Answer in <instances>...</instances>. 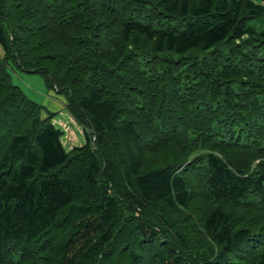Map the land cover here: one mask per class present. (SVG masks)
I'll list each match as a JSON object with an SVG mask.
<instances>
[{
    "label": "trees",
    "instance_id": "obj_1",
    "mask_svg": "<svg viewBox=\"0 0 264 264\" xmlns=\"http://www.w3.org/2000/svg\"><path fill=\"white\" fill-rule=\"evenodd\" d=\"M0 46V264H264V0H0Z\"/></svg>",
    "mask_w": 264,
    "mask_h": 264
},
{
    "label": "rangeland",
    "instance_id": "obj_2",
    "mask_svg": "<svg viewBox=\"0 0 264 264\" xmlns=\"http://www.w3.org/2000/svg\"><path fill=\"white\" fill-rule=\"evenodd\" d=\"M0 51L2 52L1 46ZM12 74L14 83L19 84L29 97L42 104L45 103V99L48 98L49 94L51 95L54 92L47 87L44 78L38 73H27L19 69H15L12 71ZM48 108L50 111L56 112L57 114L53 118V122L63 129L64 136L62 140L68 150L85 142L82 126L75 121L66 109L60 110L51 106ZM44 115H46V113H44Z\"/></svg>",
    "mask_w": 264,
    "mask_h": 264
},
{
    "label": "crops",
    "instance_id": "obj_3",
    "mask_svg": "<svg viewBox=\"0 0 264 264\" xmlns=\"http://www.w3.org/2000/svg\"><path fill=\"white\" fill-rule=\"evenodd\" d=\"M51 97V98H50ZM53 98V99H52ZM47 105H46V104ZM44 105L47 107L48 105L55 108V109H66L65 108V99L61 95H57L56 93L49 94L48 98L45 99ZM48 106V107H49ZM47 107V108H48ZM49 109V108H48Z\"/></svg>",
    "mask_w": 264,
    "mask_h": 264
}]
</instances>
